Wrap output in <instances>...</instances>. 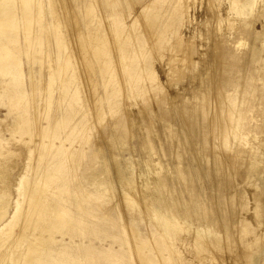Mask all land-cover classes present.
<instances>
[{"label": "rangeland", "instance_id": "obj_1", "mask_svg": "<svg viewBox=\"0 0 264 264\" xmlns=\"http://www.w3.org/2000/svg\"><path fill=\"white\" fill-rule=\"evenodd\" d=\"M55 1L52 2L60 19L54 24L49 12H44L43 23L49 28L46 38L54 44L52 25L61 27L60 43L69 51L65 54L70 55V70L54 63L55 47L50 49L49 65L35 64L22 57L23 71L27 74L30 67L34 71V87L27 82L25 89L30 98L23 103L0 105V191L9 198V213L16 211V180L26 167L30 171L24 182H32L38 171L49 168L48 162L67 158L61 170L40 189L55 191L48 196V203L71 208L76 216L82 214V209L90 211L94 218L89 221L97 226L94 231L102 232L100 235L104 236V231L118 234L116 230H124L130 218L123 194L127 193L142 214L136 216L143 219L135 223L137 230L146 229L145 222L152 221L147 206L157 207L162 200L177 212H186L194 226L203 230L217 232L221 230L220 224L228 226L229 235L224 232L220 235V249L210 245L209 254L199 257L192 248L182 247V252L186 249L182 253L186 262L173 264H252L229 227L236 222L235 218L249 217L250 211L246 209L252 207V187L246 183L244 166L237 171L226 166L227 162L224 165L232 152L223 146L220 149L219 140L212 142L209 128L216 110L217 86L225 68L223 54L232 47L245 57L249 46H261L264 0H246L247 10L239 16L227 8L232 0H177L180 9L171 13L164 24L171 8L165 5L167 0L153 6L154 0H118L114 5L98 0L95 9L101 26L91 32L100 39V43L96 42L99 49H109L106 56L96 54L95 41L80 35L81 28L86 26L83 8L75 7L71 0ZM161 12L165 13L162 17ZM153 14L157 27L148 22ZM234 28L241 33L233 34ZM238 38L244 40V45L234 48L233 42ZM122 49L130 51L129 57L127 53L125 57ZM42 54H38L41 60ZM260 54L264 57V50ZM133 66L141 69L139 78L124 82L133 76ZM51 69L55 73L52 83ZM72 72L73 76L67 77ZM48 91L52 92L51 98ZM202 96L208 110L204 118L195 109L197 99ZM57 138H65V145L77 147L74 155L58 152ZM43 140L47 144L53 142L51 149L45 148L47 153L40 152L38 144ZM91 175H104L109 184V190L98 199L81 196V188ZM122 175L130 179L129 187L121 180ZM94 189L88 188L91 193L96 192ZM238 192L242 197L246 195L243 198L249 203L244 207L246 211L242 206L238 209ZM79 196L86 199L78 202ZM78 204L82 207L80 211L76 208ZM61 214V220L56 216L63 226L60 230H72L71 213ZM18 229L15 227L13 231L18 233ZM82 229L79 226L77 231L91 234L86 231L89 229ZM55 235L58 240L60 234ZM181 235L191 242V232ZM115 245L119 251L114 252L121 253L123 248L117 242ZM104 260L101 256L100 264H117ZM131 261L139 264L141 259Z\"/></svg>", "mask_w": 264, "mask_h": 264}, {"label": "bare ground", "instance_id": "obj_2", "mask_svg": "<svg viewBox=\"0 0 264 264\" xmlns=\"http://www.w3.org/2000/svg\"><path fill=\"white\" fill-rule=\"evenodd\" d=\"M52 1L0 0V105L2 106L23 103L30 98L28 91L25 89L27 82L32 86L33 82L35 84V79L32 77L34 71H32L31 67L27 74L23 71L22 57H25L30 62H35V64L49 65L52 62L49 59V52L50 49L54 50L55 47L54 51L57 52V57L54 59V63H58L60 68L70 70L71 66L68 64V62L70 63L68 57L70 55L69 53L65 54V51H69L64 43H60L62 36L61 27L58 28L52 25L54 44H50L46 38L49 28L43 23L44 12H49L54 24L57 21L59 22L60 19L56 10L57 7ZM71 1L77 8L81 6L85 13L86 26L80 30L81 37H88L95 41L93 44L96 48V54L102 53L100 56L103 54L105 56L108 55L109 49H99L98 45L100 42L98 40L100 39L91 32L101 26V20L95 9L96 7L98 8V6H95L98 0ZM176 1H166L165 5L171 8L166 13V19L163 24L169 19L171 13L178 12L180 9V5ZM48 2L50 3L48 4ZM107 2L114 5V3H118V0H107ZM157 2L163 3L165 0H154L152 6ZM245 2L246 0H232L227 8L235 11V14L239 16L245 14L247 10ZM162 15H165V13L161 12L160 17ZM151 16L150 19L147 18L148 22L152 26L157 27L158 23H154L157 17L155 14ZM231 30H234L233 34L237 32V28ZM240 33L238 31L237 35ZM97 41L99 42L98 44L96 43ZM225 44L228 45L226 41ZM241 45H244L243 39L234 40V48ZM138 46L141 47L142 42L139 41ZM227 49L223 54L225 68L217 86L215 96L216 110L213 114L214 118L211 120L212 125L209 131L212 134V142L215 139L219 140L220 149L223 146V148H228L232 152L231 157L223 161L224 165L227 162L226 166L231 169L237 170L240 167L243 169V166L245 168L246 183L248 181L252 187L250 192L252 207H249L250 210L246 209L247 211L244 209L248 202L243 199L245 194L243 197L242 193L241 195L239 194L241 188L239 189L240 192H238L239 200L237 202L239 207L242 206L243 210L246 212L250 211V215L247 219L244 217L245 215L237 216L239 218H235L236 222L234 221L229 227H232L234 230L232 232L236 233L238 242L244 247L246 251L245 258H249L252 264H264V57L260 54L261 50H264V39L261 41L259 48H257V45L249 46L245 57L232 47ZM122 51H124L123 54L125 53L126 58L127 56L129 57V50L122 49ZM40 52L44 53L42 54L43 60L38 56ZM63 54L64 57H62ZM45 58L47 59L46 61ZM104 64V70L107 71L108 67L106 63ZM133 68L131 71L133 76L124 82L131 83L133 79L137 80L139 78L141 69H137L134 66ZM70 75L73 76V72L72 74L67 73V77H71ZM54 76V70L51 69V83L55 80ZM12 89L13 93H11ZM51 93L49 92V98L52 97ZM197 101L199 103H196L195 109L204 118L208 111L205 96H202L200 100L197 99ZM25 113L27 112L25 111ZM57 140L59 142L56 148H59L58 152L68 155L73 154L78 149L72 146L71 143L69 146L65 145V138H57ZM48 143L43 140V142L38 144L42 148L41 153L48 152V149L45 150L46 147L51 149L53 142L49 141ZM1 152L2 149H0ZM66 160L67 158H55L53 163L49 164L48 162L49 168L43 172L34 173V181L32 182H24L30 171V168L26 167L24 173L22 171V174H19L16 180L18 187L16 188L17 198L14 202L16 211H13L12 214L9 213L10 202L9 198L6 197V192L0 191V264H100L102 263L101 256L105 260L117 264H138V262L131 261L136 257L141 259L139 264H160L161 261H163V264L164 262H166L165 264L185 263L186 260L183 258L184 256L182 257V253L186 249L184 251L183 248L182 252V247H190L195 250L197 256L205 257L209 254L210 245L219 246V242H221L220 235L223 232L225 235H229L227 232L230 230H228V226L225 223L219 225L221 230L217 232H213L211 229L203 230L201 227L194 226L192 221L187 218L188 214L186 212H177L163 200L159 202L157 207L151 206V204L147 206L149 213H151L152 221L147 220L148 222H145L144 227L146 229H134L137 220H143L136 216L140 217L142 214L136 210L135 201L127 193H123L124 202L130 211V218H125H129L125 222L128 227L126 228L125 225L122 232L120 229L116 230L118 234L104 231L103 233L105 234L102 236L100 235L101 231H94V228L97 227L94 222L91 223L89 221L94 218L90 211L82 209L81 205L78 204L76 208L79 211L82 209V214L76 216L70 210L71 208L66 209L59 204L48 203L50 200L48 196L56 193L55 191L48 189L43 191L40 189L42 184L45 185L47 183V179L61 170ZM103 176L91 175L88 177L85 183L86 187L81 188L82 191L80 192L84 193H81V196L86 198L93 196L94 199H98V196L102 197L109 190L107 187L109 184L105 182L106 177L103 178ZM121 180L126 183V187H129L127 186V184H130L129 178L123 176ZM259 185L262 187V191L261 187L257 188ZM90 186L96 188L94 189L96 192L91 193L88 190V188L92 189ZM122 186L124 185L122 184ZM14 189L13 191H15ZM126 189L124 187V190ZM74 193L79 194L76 189ZM81 196L76 197V201L80 202L81 199H86L81 198ZM63 202L67 201L64 200ZM238 209L241 210V207ZM20 211L21 213H19ZM61 212L71 213L73 216L72 218L70 217L73 226L72 230L67 232L60 230L63 226L61 222L56 220V216L58 215L61 220ZM98 219L100 221V218ZM79 226H82L84 230L89 229L86 231L91 234L88 233L86 235L83 231H77ZM112 226L115 227L113 224ZM15 227L19 228L18 233L13 231ZM238 229L240 231H237ZM182 232H187L188 235L190 232L192 233L191 242L181 237ZM55 233L60 234L58 240H56ZM65 235L68 236L67 242L64 241ZM74 237L79 240H74ZM116 242L118 247L123 248L121 253L116 254L114 252L115 250L119 251L115 245ZM125 246H129V249H124ZM220 247L221 245L218 249ZM206 252L208 253L207 255H205Z\"/></svg>", "mask_w": 264, "mask_h": 264}]
</instances>
